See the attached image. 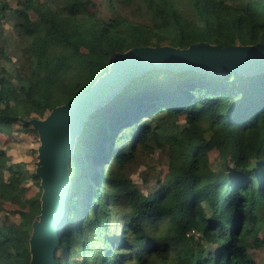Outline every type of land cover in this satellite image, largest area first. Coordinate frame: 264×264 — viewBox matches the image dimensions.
Masks as SVG:
<instances>
[{"label": "trees", "instance_id": "obj_1", "mask_svg": "<svg viewBox=\"0 0 264 264\" xmlns=\"http://www.w3.org/2000/svg\"><path fill=\"white\" fill-rule=\"evenodd\" d=\"M139 2L143 21L105 19L93 0H0V134L14 125L34 131L24 119L75 98L133 46L264 42V0ZM156 150L166 152L167 170L145 194L125 173ZM25 165L0 145V264H29L41 187ZM69 175L59 264H256L249 250L264 247V70L146 71L88 114ZM28 178L39 186L30 197Z\"/></svg>", "mask_w": 264, "mask_h": 264}, {"label": "water", "instance_id": "obj_2", "mask_svg": "<svg viewBox=\"0 0 264 264\" xmlns=\"http://www.w3.org/2000/svg\"><path fill=\"white\" fill-rule=\"evenodd\" d=\"M194 68L221 75L264 70V42L220 46L198 41L181 48L169 44L133 46L113 55L111 63L86 89L44 117L24 119L39 134L35 174L41 187L40 212L32 220L29 264H59L55 257L71 188L69 160L88 114L106 103L133 78L153 69Z\"/></svg>", "mask_w": 264, "mask_h": 264}, {"label": "rangeland", "instance_id": "obj_3", "mask_svg": "<svg viewBox=\"0 0 264 264\" xmlns=\"http://www.w3.org/2000/svg\"><path fill=\"white\" fill-rule=\"evenodd\" d=\"M93 2L95 3L97 14L105 19L125 15L132 21H143L142 13L144 12V8L140 5L139 0H93ZM32 16L34 15L32 14ZM4 27L9 42L13 44L18 41V36L12 22H5ZM12 53L16 54L17 50H13ZM39 143V134L35 129L34 131L22 130L20 125H14L10 131H4L0 134V145L5 146L11 160L13 162H24L26 164L25 170L33 173H35V161ZM170 145V160L173 161L179 157V152L172 143ZM210 155L213 156L214 152L211 151ZM167 164L168 156L166 152L156 150L148 157L139 158V161L131 165L125 174L143 193L148 194L158 187L159 181L163 179L166 173ZM4 175L6 176L5 172ZM25 185L24 194L27 197L36 193L40 186L32 178H28ZM4 207L10 208L8 204H5ZM3 219L9 222H17L19 220L17 216L11 213H4ZM113 231L118 236L120 228L115 225L113 226ZM257 235H261L259 230H257ZM149 248L150 246L145 249ZM249 253L254 258L256 264H264V247L250 249Z\"/></svg>", "mask_w": 264, "mask_h": 264}]
</instances>
